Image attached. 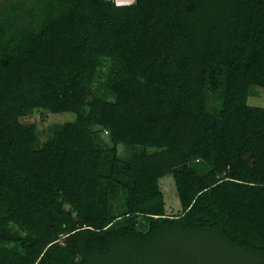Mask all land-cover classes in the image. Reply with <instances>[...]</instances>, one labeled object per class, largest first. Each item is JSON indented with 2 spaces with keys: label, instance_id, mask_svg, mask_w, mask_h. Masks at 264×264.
<instances>
[{
  "label": "trees",
  "instance_id": "obj_1",
  "mask_svg": "<svg viewBox=\"0 0 264 264\" xmlns=\"http://www.w3.org/2000/svg\"><path fill=\"white\" fill-rule=\"evenodd\" d=\"M259 94L264 0H0V264H264Z\"/></svg>",
  "mask_w": 264,
  "mask_h": 264
},
{
  "label": "rangeland",
  "instance_id": "obj_2",
  "mask_svg": "<svg viewBox=\"0 0 264 264\" xmlns=\"http://www.w3.org/2000/svg\"><path fill=\"white\" fill-rule=\"evenodd\" d=\"M117 4H125V3H131L134 0H116ZM94 73L93 66H88L86 69V73L84 75V78L82 80V85L85 88L90 87L91 85V79ZM260 95V97H259ZM258 96L250 97L249 103L264 106V95L261 96L259 94ZM116 95L114 92L109 93V100L115 101ZM75 118V114L71 112H60V113H50L48 110L42 108V107H35L32 109L28 114L21 117L22 122L31 124L35 123L38 127V131L40 133V139L41 141H45L46 138L49 135L48 128L54 124H62L66 121L73 120ZM91 136L96 144L98 145H104L106 143L110 142V136L108 131L105 127L102 125L93 123L91 125ZM129 149L124 146L123 144L118 145V152L121 156H125L128 153ZM161 187L165 194V200H166V207L168 214H178L182 212V206L180 204L178 195H177V188L175 186V182L173 180V177L170 175L165 176L163 179H161ZM2 247L5 248H20V243H2Z\"/></svg>",
  "mask_w": 264,
  "mask_h": 264
},
{
  "label": "clouds",
  "instance_id": "obj_3",
  "mask_svg": "<svg viewBox=\"0 0 264 264\" xmlns=\"http://www.w3.org/2000/svg\"><path fill=\"white\" fill-rule=\"evenodd\" d=\"M117 2V1H116ZM131 3H134V2H131ZM125 4H129V3H125Z\"/></svg>",
  "mask_w": 264,
  "mask_h": 264
},
{
  "label": "built area",
  "instance_id": "obj_4",
  "mask_svg": "<svg viewBox=\"0 0 264 264\" xmlns=\"http://www.w3.org/2000/svg\"><path fill=\"white\" fill-rule=\"evenodd\" d=\"M136 0H134L133 2H135Z\"/></svg>",
  "mask_w": 264,
  "mask_h": 264
}]
</instances>
